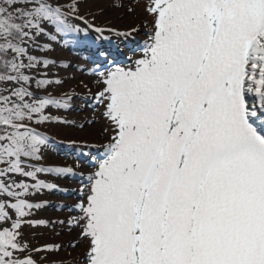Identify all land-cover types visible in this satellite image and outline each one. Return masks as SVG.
I'll return each instance as SVG.
<instances>
[{"label": "snow or ice", "instance_id": "1", "mask_svg": "<svg viewBox=\"0 0 264 264\" xmlns=\"http://www.w3.org/2000/svg\"><path fill=\"white\" fill-rule=\"evenodd\" d=\"M103 3L150 18L124 66L90 34L140 27L97 24ZM60 41L104 69L89 75L106 143L69 217L33 219L37 196L69 192L41 175H77L42 163L44 130L77 98L53 91L66 78L50 69L73 68L46 58ZM57 226L74 238L36 247L25 233ZM0 264H264V0H0Z\"/></svg>", "mask_w": 264, "mask_h": 264}, {"label": "rangeland", "instance_id": "2", "mask_svg": "<svg viewBox=\"0 0 264 264\" xmlns=\"http://www.w3.org/2000/svg\"><path fill=\"white\" fill-rule=\"evenodd\" d=\"M127 2V0H125ZM102 6L106 9L103 16H98L96 23L102 24L108 20L113 21V24L118 26H127L136 24L140 27L138 34H133L128 37L116 36L110 33H105L103 38H97L95 33H91V39L97 44H103L104 47L109 48L117 53H122L117 57L119 66H124L128 63V57L136 58L142 52V45L146 39V29L143 27L142 22L149 20L146 17L141 8H137V14L135 17L125 14L124 9L115 11L108 7L107 3H103ZM85 7H91L92 10L97 9V5H85ZM82 12L84 9L82 8ZM123 16V19L118 17ZM91 19V17H89ZM79 23V22H77ZM64 42L60 41L59 44L54 45L55 51L47 54L46 58H54L58 62H70L73 65L72 69L67 71L59 68H51V72L58 73L60 77L66 78V82L61 88L53 89L54 92H60L62 90H74L77 94V98L72 101V108L70 111L64 113H58L69 123L67 124H53L47 127L44 131L49 136V143L46 149L43 151V165L47 166H60V167H71L76 170L77 175L75 177L56 178L45 177L41 175V179H46L49 183H56L61 189H68L69 192L65 194L62 191L45 192L42 196H37L33 202L43 203L47 201V206L42 207L36 211L33 215V219H44V220H60L67 219L69 212L67 211L68 205H72L77 202L79 192L77 191L80 187L87 183V175L90 171L91 164L102 158L103 148L101 145L106 143L99 133L102 129L104 122L100 118L98 110L94 111L91 106L94 101L91 99L92 95L97 91L94 86V76H90L89 73L92 71H103L104 69L97 64H93L86 57L89 53L83 47H64ZM86 51V52H85ZM79 65L85 69L84 72L75 71V66ZM43 71V69H41ZM74 77V78H72ZM83 81L92 87V93L89 94L80 84ZM56 114V113H54ZM95 120V124H89L87 121ZM84 127L81 128L80 125ZM71 142H75L74 144ZM88 152L93 155L87 160L82 157V153ZM79 164V168L77 165ZM80 173H83L84 178L81 179ZM63 205L64 210H58ZM61 232L62 235L57 236L55 233ZM25 233L28 239L31 241L33 246H40L45 242L55 243H67L73 239L75 233L69 235L67 229L60 228H32L25 229ZM84 245L81 244L79 249L73 250L68 249L71 252L72 257H77L83 251ZM44 255V253H41ZM69 258L68 253L61 251L58 257H49V259H60Z\"/></svg>", "mask_w": 264, "mask_h": 264}, {"label": "bare ground", "instance_id": "3", "mask_svg": "<svg viewBox=\"0 0 264 264\" xmlns=\"http://www.w3.org/2000/svg\"><path fill=\"white\" fill-rule=\"evenodd\" d=\"M104 23H106V21H105ZM104 23H102V24H104ZM113 26L117 27V28L120 29L121 31H125V30H127V29L129 28V27H127V26H118L117 24H116V25L113 24Z\"/></svg>", "mask_w": 264, "mask_h": 264}]
</instances>
